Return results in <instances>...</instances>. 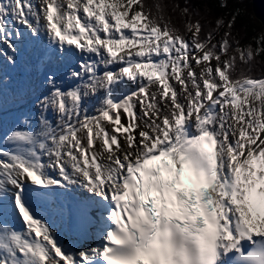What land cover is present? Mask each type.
Instances as JSON below:
<instances>
[{"label": "snow or ice", "instance_id": "1", "mask_svg": "<svg viewBox=\"0 0 264 264\" xmlns=\"http://www.w3.org/2000/svg\"><path fill=\"white\" fill-rule=\"evenodd\" d=\"M161 11L0 0V264H264V36Z\"/></svg>", "mask_w": 264, "mask_h": 264}, {"label": "trees", "instance_id": "2", "mask_svg": "<svg viewBox=\"0 0 264 264\" xmlns=\"http://www.w3.org/2000/svg\"><path fill=\"white\" fill-rule=\"evenodd\" d=\"M153 1H157V3L160 2L164 6V9L158 14H162L170 24L172 21L174 27L176 26L175 29L178 30H180V28L177 27V25H180L179 23L181 21H179V23L176 21L180 20L179 18L181 17H186V19L189 18V16L184 15L181 12V9L187 6L189 12L192 13L190 18H193L188 20L194 21L192 23H195L197 20L201 22L200 24L203 29L202 34H206L208 30L214 29L216 21L220 18H223L225 25H227V22L232 19L233 14H236V19L231 32L234 37L239 39L241 47L251 45V47L255 49L257 46L255 43L256 39L264 36L262 27L252 16L249 0H226V8L219 7L220 0H151L152 3H149L152 5ZM149 3H144L145 7L155 13L156 11ZM177 5L179 7H176ZM193 9H196V11H193ZM200 18H204L205 20L202 22V19ZM186 22L183 21L182 23L186 25ZM221 29L228 31L226 26ZM180 33L185 34L182 32ZM249 66L251 71H248ZM241 71H244L245 74L254 78L264 77V52L259 56H254L250 65H245L238 60L236 68L237 75H239Z\"/></svg>", "mask_w": 264, "mask_h": 264}, {"label": "rangeland", "instance_id": "3", "mask_svg": "<svg viewBox=\"0 0 264 264\" xmlns=\"http://www.w3.org/2000/svg\"><path fill=\"white\" fill-rule=\"evenodd\" d=\"M141 2L144 4V3H149V2H151V0H141ZM152 3V2H151ZM150 4V3H149ZM151 5V4H150ZM157 5H159L160 6V8L161 9H164V6L160 3V2H158L157 3V1H153V4L151 5L153 8H154V10L156 11V6ZM135 7V6H134ZM164 13H166V12H164ZM168 18V17H167ZM192 18V17H191ZM190 17L188 18V19H191ZM180 20H177L176 22L177 23H179V21H181L179 24L180 25H177V27H179L180 28V30H179V32H182V33H185V24H183L182 22L183 21H187L186 22V24L189 22V21H191V20H188V19H186V17H181V18H179ZM193 19V18H192ZM200 19H202V22L205 20L204 18H200ZM191 22H194V21H191ZM182 23V24H181ZM201 23V22H200ZM173 23H172V21H171V25H172ZM173 27H174V24L172 25ZM215 26V28H216V25H214ZM176 27V26H175ZM174 27V28H175ZM178 30V29H177ZM262 31L264 32V30L262 29ZM219 32H220V35L219 36H217L216 37V39L217 40H219L220 39V36H222L223 35V33L225 32V29H221V30H219ZM188 36H190L191 35V33H186ZM231 54V53H230ZM229 54V55H230ZM232 55V54H231ZM33 58H34V56H33ZM223 58V57H222ZM30 59H31V61H32V57L30 56ZM33 63V62H32ZM213 66H215V61H213ZM259 72V71H258Z\"/></svg>", "mask_w": 264, "mask_h": 264}, {"label": "water", "instance_id": "4", "mask_svg": "<svg viewBox=\"0 0 264 264\" xmlns=\"http://www.w3.org/2000/svg\"><path fill=\"white\" fill-rule=\"evenodd\" d=\"M253 18L264 30V0H249Z\"/></svg>", "mask_w": 264, "mask_h": 264}, {"label": "bare ground", "instance_id": "5", "mask_svg": "<svg viewBox=\"0 0 264 264\" xmlns=\"http://www.w3.org/2000/svg\"><path fill=\"white\" fill-rule=\"evenodd\" d=\"M33 53H34V55L36 53V59H35V61H37V56L39 55V53H38V51H34ZM33 53H31V54H33Z\"/></svg>", "mask_w": 264, "mask_h": 264}]
</instances>
